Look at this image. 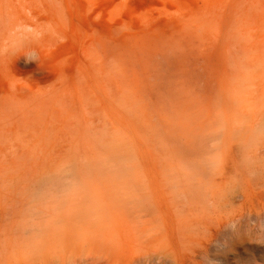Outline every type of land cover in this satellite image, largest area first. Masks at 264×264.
Returning <instances> with one entry per match:
<instances>
[{
  "label": "rangeland",
  "instance_id": "1",
  "mask_svg": "<svg viewBox=\"0 0 264 264\" xmlns=\"http://www.w3.org/2000/svg\"><path fill=\"white\" fill-rule=\"evenodd\" d=\"M0 255L264 264V0H0Z\"/></svg>",
  "mask_w": 264,
  "mask_h": 264
},
{
  "label": "bare ground",
  "instance_id": "2",
  "mask_svg": "<svg viewBox=\"0 0 264 264\" xmlns=\"http://www.w3.org/2000/svg\"><path fill=\"white\" fill-rule=\"evenodd\" d=\"M125 89L126 88H128V91H129V93H128V95H129V97L131 96V95H133V96H135L136 97V89H135V87L133 86V84H131V85H129L128 87H124ZM134 90H135V92H134ZM122 94H123V97H125V94H126V91H123L122 92ZM127 95V96H128ZM135 102H133V104H137L138 106H140V103L137 101V100H134ZM156 108V107H155ZM159 109H162V107H160ZM148 110V109H147ZM140 117H142V116H140ZM64 219H66V217H63L62 218V220L63 221H66V220H64ZM51 226H53V227H51ZM50 227L48 226V228H49V230H50V232H53L54 233V237L55 238H59V236H61V233H62V237H63V239H64V233H63V231H64V229L68 226V225H63V226H60L59 228H56L57 226L55 225V224H53V225H51ZM31 231V230H30ZM32 235H34V234H32ZM43 235V234H42ZM44 238V237H43ZM45 240V239H44ZM43 240V241H44ZM45 243V242H44ZM50 244V243H49ZM48 244V245H49ZM54 246V245H53ZM49 247V246H48ZM24 253V252H23ZM1 255H2V253H1ZM0 255V256H1ZM5 259H3V261H4ZM71 262V261H70Z\"/></svg>",
  "mask_w": 264,
  "mask_h": 264
}]
</instances>
